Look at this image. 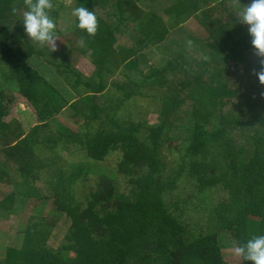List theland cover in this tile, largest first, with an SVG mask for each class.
<instances>
[{
	"label": "trees",
	"instance_id": "trees-1",
	"mask_svg": "<svg viewBox=\"0 0 264 264\" xmlns=\"http://www.w3.org/2000/svg\"><path fill=\"white\" fill-rule=\"evenodd\" d=\"M75 1L95 12L98 29L88 37L73 23L67 57L47 61L57 86L28 62L53 53L23 31L28 0H0V86H8L0 90V216L30 199L37 213L0 264H229L228 242L264 234V85L238 21L251 0ZM52 2L60 43L62 3ZM77 57L94 65L89 76ZM12 92L36 113V121L25 113L29 132L15 116L16 125L4 120ZM138 100L156 105L157 123L133 120L129 104ZM70 147L86 160L63 158ZM115 152L120 177L100 165ZM93 175L98 182L78 198L75 185ZM37 181L52 196H40ZM179 189L188 210L204 214L194 224L175 213L179 201H166Z\"/></svg>",
	"mask_w": 264,
	"mask_h": 264
},
{
	"label": "rangeland",
	"instance_id": "rangeland-1",
	"mask_svg": "<svg viewBox=\"0 0 264 264\" xmlns=\"http://www.w3.org/2000/svg\"><path fill=\"white\" fill-rule=\"evenodd\" d=\"M58 1L62 3V6L60 7L59 13H58L57 28L59 29L61 33V39L63 41H61L62 43L61 42L56 43L55 50L52 51L53 52L52 54L45 52L44 54H42V57L40 56L37 58L35 57L31 59L30 61H28L30 62L31 66H33L34 68H37V70L39 71V73L43 75V77H45L48 81H50L52 84H55L57 86H59V77L54 67L47 61L56 60L57 62H63V59L65 58V56L67 57L68 55L69 49L72 48L71 45L74 44L75 36L72 33L74 17H72L71 15V10L75 7V2H76L75 0H58ZM153 4H157V3L155 2ZM137 6L141 11H145L148 9V6L145 3H142L140 1L138 2ZM192 26L193 28H195L196 24L193 23ZM48 49L52 50L51 47H48ZM75 65H76L75 68L80 70L85 76H89L94 70V65L85 58L77 57V62H75ZM2 88L3 87L0 86V90ZM3 89L8 90V86ZM112 91L115 92V89L113 88ZM143 92L147 94V91H143ZM10 94L12 95L14 102H13L12 107L10 108L9 115L6 116L4 120L12 121L13 125H16V123L13 120H11L15 116L14 119H16V122L23 124V127H24L23 129L25 131L24 133L29 132L33 124L32 123L33 121H31V123L28 121V118H29L28 115L33 116L36 121V118H37L36 113L31 110L32 108H30L26 104V102L23 101L18 96L17 93L12 92ZM139 102L140 100H138V103ZM146 102L147 101H144L139 104H133L130 102L129 104L130 109H131L130 115L132 116L134 121L145 120L150 125L155 124L159 121L158 112L155 111L156 105L151 100L147 104H145ZM27 107L30 109L31 112L28 111ZM123 107H122L123 108L122 114H125V113L128 114L127 112L128 102ZM25 113H27L28 115ZM62 155H63V158L69 160L72 163L81 162V161L84 162L86 160L85 154L83 152L77 153L73 147H70L69 150L65 151V153H63ZM119 158H120L119 152H115V153L110 154L103 163H100V165L107 170L106 172L107 176L116 174L118 177H120L119 174L117 173V164L119 162ZM94 164L96 165V168L97 166L99 168V165L96 162ZM12 177H13L14 182L20 181V178L16 176L14 172H13ZM98 180H99L98 176L93 175L92 179L88 183H85V184L77 183V185H75V188H76V194L78 198L79 197L82 198L85 195V193L89 192L90 187L95 186ZM34 187L40 196H43V197L52 196L47 184L37 181L35 182ZM121 189H125V187ZM183 191H185V189L184 190L179 189L172 193L169 192L168 193L169 195L167 194V196H165L166 201L168 204L174 203L176 200L179 201L180 209L177 210L175 213H179L181 219L184 218V220L186 221V224H194L197 218L203 217L204 214L200 213L199 210H196V209L194 210V208H191V210H188L190 207H192V205L184 204L182 202V199L184 197H187L189 193L188 192L182 193ZM133 192L135 191H133L131 187L128 186V193L132 194ZM177 193H181V196H177ZM215 197H217L216 201H219L218 199L219 195ZM210 200L213 201L214 198L212 197ZM49 203H46L47 206L45 207L44 210L42 209L41 211L42 215H44L45 217H49L50 215L55 214L53 212L55 211L54 206L51 205L50 207ZM35 206H36V200L30 199L27 201V204L25 205V207L21 206L20 204V206L16 209V212L13 215H10L9 218H3L0 216V257L3 256L5 248H7L8 246L12 245L16 247V246L21 245V241L23 237L22 233L24 229L26 228L27 221L33 214H37L36 208L34 209ZM203 226L205 227L204 223H203ZM232 246H233V243L229 244L228 242V244L226 245V248H224L222 251L223 257L229 264H241V260L232 254Z\"/></svg>",
	"mask_w": 264,
	"mask_h": 264
},
{
	"label": "clouds",
	"instance_id": "clouds-1",
	"mask_svg": "<svg viewBox=\"0 0 264 264\" xmlns=\"http://www.w3.org/2000/svg\"><path fill=\"white\" fill-rule=\"evenodd\" d=\"M53 7L52 0H28L21 19L27 39L39 46L48 45L52 51L55 50L57 40L56 22L50 15ZM71 15L74 17L75 28L84 36L92 37L96 34L98 20L93 10L78 6L71 10ZM238 21L247 26L251 47L260 64V70L256 73L257 79L264 85V0H251L250 4L243 6L238 14ZM79 43L81 46L85 45L83 36ZM232 254L244 264H264V234L233 243Z\"/></svg>",
	"mask_w": 264,
	"mask_h": 264
}]
</instances>
